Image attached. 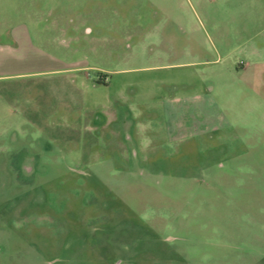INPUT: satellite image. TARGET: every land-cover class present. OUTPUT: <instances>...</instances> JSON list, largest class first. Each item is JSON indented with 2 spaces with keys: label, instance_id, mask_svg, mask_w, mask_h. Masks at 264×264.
I'll return each instance as SVG.
<instances>
[{
  "label": "rangeland",
  "instance_id": "rangeland-1",
  "mask_svg": "<svg viewBox=\"0 0 264 264\" xmlns=\"http://www.w3.org/2000/svg\"><path fill=\"white\" fill-rule=\"evenodd\" d=\"M0 264H264V0H0Z\"/></svg>",
  "mask_w": 264,
  "mask_h": 264
}]
</instances>
